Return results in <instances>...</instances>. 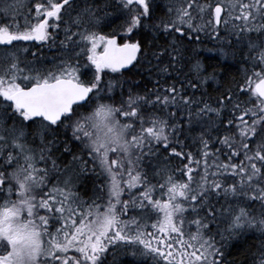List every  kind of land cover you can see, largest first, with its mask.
<instances>
[{
	"label": "snow or ice",
	"instance_id": "obj_1",
	"mask_svg": "<svg viewBox=\"0 0 264 264\" xmlns=\"http://www.w3.org/2000/svg\"><path fill=\"white\" fill-rule=\"evenodd\" d=\"M229 248L264 264V0H0V264Z\"/></svg>",
	"mask_w": 264,
	"mask_h": 264
},
{
	"label": "trees",
	"instance_id": "obj_2",
	"mask_svg": "<svg viewBox=\"0 0 264 264\" xmlns=\"http://www.w3.org/2000/svg\"><path fill=\"white\" fill-rule=\"evenodd\" d=\"M199 56L205 64L216 66L218 63V57L211 41L207 42L203 46V50L199 53ZM220 63L221 66L218 67L217 70L223 74L225 72V68L223 66L224 62L221 61ZM227 63L231 64L232 62L228 61ZM242 68L243 65H233V67L227 69L225 78L231 79L233 76L238 74V69L242 71ZM229 251L232 253V255L229 256V261L236 260L237 264H240V261L243 259V257L240 256L239 250L237 248H229Z\"/></svg>",
	"mask_w": 264,
	"mask_h": 264
}]
</instances>
